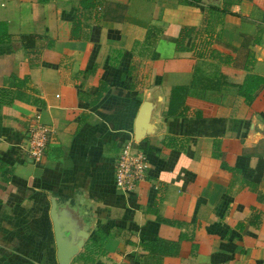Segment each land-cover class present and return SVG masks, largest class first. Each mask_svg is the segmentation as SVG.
<instances>
[{
    "label": "crops",
    "instance_id": "1",
    "mask_svg": "<svg viewBox=\"0 0 264 264\" xmlns=\"http://www.w3.org/2000/svg\"><path fill=\"white\" fill-rule=\"evenodd\" d=\"M221 2L103 0L72 31L77 0H0V264H57L51 199L87 234L68 264H264V81L249 100L233 85L264 77V0L209 8ZM182 26L196 32L177 49ZM36 113L51 128L39 162L24 149ZM127 142L147 165L122 192L113 167ZM88 237L101 240L92 261L77 255ZM156 237L175 251L142 246Z\"/></svg>",
    "mask_w": 264,
    "mask_h": 264
},
{
    "label": "trees",
    "instance_id": "2",
    "mask_svg": "<svg viewBox=\"0 0 264 264\" xmlns=\"http://www.w3.org/2000/svg\"><path fill=\"white\" fill-rule=\"evenodd\" d=\"M180 1H185V0H180ZM231 2H232V0H222L221 4L219 6H217L215 4H210L209 8H214V9L220 10L221 12H225V11H227V7ZM102 3H103V0H77V3H76L77 14L75 12L74 18H73V21L71 24L72 25L71 26L72 31H74V28H75L73 25H76V23H78V21H79L78 11H79V14H80V12L82 14V12L86 11L90 7H94V8L100 7L101 8ZM194 31L195 30L193 27L182 26L180 28V31H179L177 38L175 39L176 48L181 49L182 48L181 43L183 41V38L192 32L193 33L196 32V31L195 32ZM31 36L32 35H29V34H22L21 35L22 38H28ZM193 46H195V45L193 44ZM247 52H249V49L247 50ZM201 53L202 52H200V51L197 52L198 55H200ZM209 55L212 57H216L217 60L221 61V62H228L230 60L229 55H223V54H221V52L217 51L214 48L209 49ZM244 65L247 66L246 63ZM15 79H16V81L13 82V85H20V83L23 82L22 78L21 79L15 78ZM263 81H264L263 76H260V75L255 74V73H247L243 77L241 82L233 83V85L236 86V92L238 94L242 95L245 100H249L252 96L253 91ZM194 83H196V77H193L191 79L190 85H192ZM220 83H223V82L218 77L215 76L214 82L212 84H208L206 86L216 88V86H219ZM180 88L181 87L178 86V87H174L172 90H170L167 110H169L172 107V104L174 102L176 103V102L181 101L182 95L179 92H182V90L180 91ZM1 90H10V88L5 87V86H0V91ZM100 242H101V240H96L94 238L88 237L85 240V243L83 245V249L77 254L78 257H81L85 261H92L93 260V253H95L94 248H97L98 246H100ZM141 244H142V246L148 248L149 250L157 249V250H160L162 252H168V251L174 252L176 249L177 241L156 237V238H153L150 240H143V241H141Z\"/></svg>",
    "mask_w": 264,
    "mask_h": 264
},
{
    "label": "built area",
    "instance_id": "3",
    "mask_svg": "<svg viewBox=\"0 0 264 264\" xmlns=\"http://www.w3.org/2000/svg\"><path fill=\"white\" fill-rule=\"evenodd\" d=\"M51 128L39 120L36 113L26 130L25 152L33 162H39L43 156ZM147 165L145 150L130 143L123 144L115 158L113 167V186L122 192L134 189L143 179Z\"/></svg>",
    "mask_w": 264,
    "mask_h": 264
},
{
    "label": "water",
    "instance_id": "4",
    "mask_svg": "<svg viewBox=\"0 0 264 264\" xmlns=\"http://www.w3.org/2000/svg\"><path fill=\"white\" fill-rule=\"evenodd\" d=\"M153 108V102L144 99L136 113L134 120L133 135L138 141L145 132H149V117ZM49 216L52 223V231L55 242V256L57 264H68L71 257L75 255L83 244L87 234L85 231L80 232L74 237L71 226L64 221V216L55 207L54 199H51Z\"/></svg>",
    "mask_w": 264,
    "mask_h": 264
}]
</instances>
